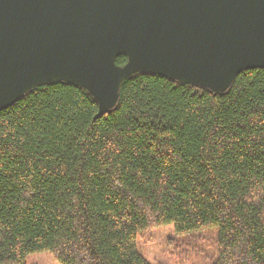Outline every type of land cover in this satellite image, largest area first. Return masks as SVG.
I'll return each mask as SVG.
<instances>
[{"label":"trees","instance_id":"trees-1","mask_svg":"<svg viewBox=\"0 0 264 264\" xmlns=\"http://www.w3.org/2000/svg\"><path fill=\"white\" fill-rule=\"evenodd\" d=\"M97 113L66 82L0 111V264H150L137 236L169 223L209 264H264V68L224 93L136 73Z\"/></svg>","mask_w":264,"mask_h":264},{"label":"water","instance_id":"water-1","mask_svg":"<svg viewBox=\"0 0 264 264\" xmlns=\"http://www.w3.org/2000/svg\"><path fill=\"white\" fill-rule=\"evenodd\" d=\"M259 68L264 0H0V111L66 82L88 92L98 117L136 73L224 93Z\"/></svg>","mask_w":264,"mask_h":264},{"label":"rangeland","instance_id":"rangeland-1","mask_svg":"<svg viewBox=\"0 0 264 264\" xmlns=\"http://www.w3.org/2000/svg\"><path fill=\"white\" fill-rule=\"evenodd\" d=\"M199 235L202 243H199V250L192 252V244L187 243L183 237H177L173 224H163L151 229L142 231L138 234L136 247L138 252L150 264H209L208 262V243L204 233ZM211 247L214 242H210ZM180 247V252L176 250ZM179 249V248H178ZM179 251V250H178ZM25 264H60L55 260L50 252H39L29 255Z\"/></svg>","mask_w":264,"mask_h":264}]
</instances>
